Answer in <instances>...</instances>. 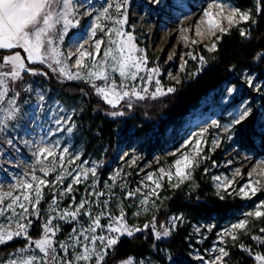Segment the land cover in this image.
Listing matches in <instances>:
<instances>
[{"label":"rangeland","instance_id":"374dc122","mask_svg":"<svg viewBox=\"0 0 264 264\" xmlns=\"http://www.w3.org/2000/svg\"><path fill=\"white\" fill-rule=\"evenodd\" d=\"M212 2L213 0H158V2L156 0H129L128 23L125 25V30L132 31L136 37L138 47L146 50L149 60L148 66H158L160 68V76L158 78L165 90L168 87L176 89L179 85L196 77L204 67L216 60L217 50L215 52L207 51V47L211 45L215 37L209 33L203 17L204 9ZM217 2L231 5L242 11H251L253 18L256 14V11L252 8L243 7L241 0H217ZM252 2L255 7L257 0H252ZM79 3L82 5L78 13L80 25L78 28L70 29L61 45L65 54L75 52L80 44H84L85 48L90 47L92 41L89 40L88 29L91 25L92 16L96 15L99 9L106 5L107 0H79ZM89 11L91 15L86 14ZM213 11H217V9L214 8ZM247 23L241 22L237 28L232 30L244 28ZM223 26L227 27L228 25L224 22ZM198 28L202 35H197ZM181 29H188V31L182 33ZM217 35H219V32H217ZM100 36L101 34L97 33V38ZM184 36L188 37L187 41L182 38ZM193 40L197 41V43H191ZM86 41L87 43H85ZM188 52H192L193 55L197 56V59H190L186 55ZM170 55L172 56L171 60H169ZM200 56L205 58L203 65L200 64ZM183 61H187V64L184 71H181L180 65ZM69 63L73 66L74 71V58ZM30 67H38L41 71H46L54 80L61 84L67 82L84 83L95 94L89 83L66 80L43 65H30ZM22 75L23 79L15 84L9 82L12 91L8 93L3 105H0V107L7 108V99L15 98V107L19 109L14 120L5 121L6 127L0 125V190L8 191L9 184L15 183L25 172H31V166L35 163L33 153L37 147L46 143L55 144L58 141L60 144L59 150L64 147L69 148V153L66 155H79L80 159L76 162V165L87 161L88 163L84 165L85 167H97L95 178L89 174L86 181L74 185L73 193L60 201L61 209L68 207L72 196H75L76 203H79L87 192H103L105 195L101 196L99 200L95 196L88 197L92 201L93 215H97L104 210L103 201L108 200V210L114 215H119L117 205L122 203L125 207L128 224L142 229L145 223L151 221L153 215L157 217L158 229L161 223L167 224L170 218L181 217V220L176 221V227L171 235L178 228L187 230L186 241L188 250L186 254L194 264H203L200 257H203L204 260H211L215 255H218V253L211 252L214 246L217 248L225 247L229 252V255L224 258L225 264H256L254 260L255 254L252 252V255H249V252L242 249L240 245L250 249L249 242L261 244L251 239L253 235L264 238V232L260 231L261 228H264V218L254 219L246 216L248 212L255 209V206L260 201L264 200V191L258 192L251 199L243 198L236 193L239 187L248 181L249 172L253 173L254 179L264 182V176L258 175L260 170L264 169V105L261 102L255 104L258 112L256 116V131L263 138V142H260L259 139L254 141L255 148L261 154H259V157H257L255 152L241 151L237 146L238 142L236 140V127L239 124H235L234 119L238 118L239 113L244 110L249 111L248 117H250L253 113V106L249 100L239 103L235 102L234 98L239 95L238 87L225 84L213 93L206 95L185 118L168 125V128L163 133L158 134L157 130H149L147 137L151 138L150 144L138 139L134 142V146L131 149H118L114 161L107 163L104 157L107 154L109 145L105 142H96L90 147L86 141V129L88 128H85L86 124L83 122V114L85 112L83 98L69 97L59 90L51 88L47 83L46 75L32 76L27 73ZM239 75L242 82H245L253 93H256L259 97L264 96V84L256 81L254 75L243 69L239 71ZM113 78L117 79L119 83L118 74H113ZM249 78L253 80V86L248 85L247 80ZM96 83L102 84L101 81ZM134 83H140V81ZM155 87V82L153 81L149 85V93L144 94L145 98L143 100L132 98L131 101L157 100L171 94L168 93L164 96L152 98L151 92L155 91ZM29 88L31 91L28 90ZM230 88L234 89L231 93L228 91ZM17 92L19 96H15ZM40 94L45 97L43 102L39 100ZM98 98L101 99L100 97ZM127 101L125 99L121 103L123 104L124 102L125 104ZM61 107L64 109L63 112L59 111ZM53 115L56 118L71 116V121L64 125L65 130L63 132L49 135V130L57 127L53 122ZM3 116V112H0V119H3ZM106 117L116 119L121 117V115H106ZM213 121L216 122L215 125ZM73 125V132L68 133L67 127ZM226 126H231V131L226 132ZM123 129V123H121L117 129L118 136H121ZM203 129H207V132L203 134L204 142L202 147L204 150L202 156L207 158L199 160V165L192 171V179L175 189L169 187L165 180L163 182L164 186L159 190V199L152 198L155 199L157 207L151 208L149 206L150 210L148 212H141L139 216H134L133 213L140 210L138 206L141 197L137 194V197L124 199L126 193L134 191L140 186L141 182L149 183L145 179L148 173H158V169L161 167L167 169L182 151L187 150L182 148L185 142L193 139ZM9 140L12 141L11 144H9ZM213 140L218 142V146L213 145ZM149 145L156 148L151 155H149ZM173 153L176 155H173ZM133 160H135V164L132 163ZM93 162H95V165ZM76 165L69 167H76ZM237 168L241 170L242 177H235L236 183L228 191H224L223 188L218 190L215 186L217 182L214 177L233 179ZM254 169L255 171H253ZM117 172L120 173V176L115 185H113L110 177ZM37 175H42V173L37 172ZM55 175L56 173H52L47 179L55 180ZM69 183H71V177L67 178L63 185L57 184L53 189H44V200L39 206L42 216L40 219L35 216L31 217L33 226L29 229V235L32 238L34 236L38 238L41 234V225L46 219V210L51 203L53 192L66 188ZM93 183H95V188L92 187ZM106 184L111 186V193L114 195L109 194L110 190L105 187ZM122 184L126 185V187L121 188L120 185ZM179 189L189 198L205 189L206 196H212L225 205L231 206V208L220 214H213L205 219H197L196 221H192L193 217L184 213L169 215L166 220L161 221V212L165 209L173 193ZM221 196L224 198L221 199ZM241 219H249L250 221L247 225V234L243 231H238V239L236 241H233L230 237H225L226 243L220 244L218 234L225 229H229L232 224L239 222ZM80 220L85 225L89 222L87 217L83 216ZM54 223L59 224L61 227V232L57 233L56 240H65L73 224H66L60 220H55ZM101 224L107 225L108 219L106 217L102 218ZM168 226L171 227L170 224ZM197 228H199V232H197ZM144 232L152 234L151 227L134 235ZM14 240H21L25 242V245L27 244L23 237H18ZM3 245H0V247ZM57 250L60 255H63L58 246ZM111 250L109 249L108 252ZM157 253L159 258H165L167 264H170L172 257L167 251L158 249ZM17 254L15 250L5 258L0 257V264L16 258ZM30 254H38V250L35 253H25V255ZM69 256H71V252H69ZM133 260L134 264H140L141 261H143V264H160L153 257H146L145 259L133 258Z\"/></svg>","mask_w":264,"mask_h":264},{"label":"snow or ice","instance_id":"6c2138e0","mask_svg":"<svg viewBox=\"0 0 264 264\" xmlns=\"http://www.w3.org/2000/svg\"><path fill=\"white\" fill-rule=\"evenodd\" d=\"M158 2V0H156ZM261 0H257L256 13H261ZM128 5L129 0H107L105 6H102L96 15L92 16L91 25L88 29L89 40L92 41L89 48L80 44L73 53L65 54L62 51L63 44L70 29L78 28L80 19L78 18L79 8L82 6L79 0H0V105L12 91L9 82L15 84L23 79L24 73L32 76L47 75L39 68L30 67V65H43L51 72L57 73L60 77L72 81H84L91 84L95 94L106 104L116 108L121 101L127 99L128 107L131 108V100H143L144 94L149 93V85L155 82V91L151 92L152 98L164 96L176 91L174 87H168L166 90L161 85L158 78L160 68L149 67V60L146 50L138 47L136 37L132 31H126L125 25L128 23ZM217 11H213V9ZM91 15V12H87ZM204 23L211 35L215 37L209 47L208 52L217 50V41L223 35L229 34L233 28H237L241 22L256 23L252 17L251 11H242L231 5L223 4L213 0L203 11ZM227 23V27L223 23ZM188 29H181V32H187ZM219 32V35H217ZM97 33L101 36L97 38ZM241 37H246L249 33L244 28H239ZM197 35H202L197 29ZM106 38V39H105ZM185 41L187 36L182 37ZM87 43V41L85 42ZM195 44L197 41L193 40ZM23 53V55H22ZM186 55L196 60L197 56L192 52ZM258 57L264 58V52L258 54ZM74 58V67L69 63ZM172 56H169V60ZM200 64L205 63L203 56L199 57ZM187 61H183L180 70L184 71ZM143 73V75H141ZM113 74H118L117 79ZM195 75V73H194ZM171 76V74H170ZM101 81L102 84H97ZM140 81V83H134ZM249 86H253V80H247ZM31 91V89H28ZM229 93L234 89H229ZM19 96V93H15ZM39 100L43 102L45 97L39 95ZM8 107H0L3 112V119H0V125L6 127L5 121L14 120L19 111L15 98L7 99ZM58 104V102H57ZM59 111L63 112L61 107ZM112 116L123 115V112H111ZM249 116V111L244 110L239 113L238 118L234 119L235 124H240ZM71 121V116L56 118L53 115V122L57 126L49 130V135L56 132H63L64 125ZM215 125L216 122L213 121ZM218 126V125H217ZM67 132L72 133L74 125L67 127ZM225 131H231V126H226ZM196 134L193 139L185 142L180 155L166 169L161 167L158 173H148L145 179L149 183L141 182L134 191H128L124 199L141 197L139 211L134 212V216H139L141 212H148L151 208H156L155 197L159 199V190L164 186L166 180L169 187L179 188L186 181L192 179V171L199 165L203 157V134ZM12 141L9 140V144ZM213 145L218 146V142L213 140ZM60 149L57 141L55 144L46 143L36 148L33 153L35 163L31 166V172H25L23 176L15 183L8 185L9 190H0V245L13 241L15 238L23 237L27 244L17 249V256L9 259L4 264H104L109 249H113L120 241L122 236L132 237L135 233L151 227L152 234L156 240L169 237L176 227V221L181 217H172L170 220L159 225L157 228V217L152 216L149 223H145L143 229L137 226H130L127 222L124 205L118 204L119 215H114L108 210L109 201H103L104 210L99 214L93 215L92 201L89 196H95L97 200L105 193L99 191L87 192L79 203H76L75 196H72L67 208H60V201L74 191V185L86 181L89 174L96 177L97 167H85L88 162L76 165L80 159L79 155L68 156L69 148ZM179 151V150H178ZM173 155H176L173 153ZM135 164V160L132 162ZM95 165V162H93ZM76 165V167H69ZM207 171V169H205ZM255 171V169L253 170ZM37 172L42 175H37ZM52 173H56L55 180H49ZM258 175L264 176V169H261ZM120 173L117 172L110 177L112 184L115 185ZM71 177V183L66 188L54 191L51 203L46 210V219L41 225V234L38 238H32L29 235V229L33 226L31 217L40 219L42 216L40 205L44 200V189H53L57 184L63 185L64 181ZM235 177H242L241 170L236 169L233 179L227 177H214L216 188L228 191L235 183ZM248 181L239 187L236 194L243 198L251 199L258 192L264 191V182L253 178V173H248ZM95 188V183L92 185ZM111 193V186L105 185ZM121 188L126 185H120ZM147 189V191H145ZM221 199L224 197L221 196ZM87 217L88 223L81 222V217ZM247 217L254 219L264 218V200L260 201L253 211L246 214ZM108 219L107 225L101 224V219ZM55 220L63 221L66 224H73L71 231L65 240L57 241V233L61 232L59 224ZM249 219H241L232 224L229 229H225L219 235V243L225 244V237H230L233 241L238 239L237 232L243 231L247 234V225ZM171 225V227L168 226ZM99 230V234H98ZM264 232V228L260 229ZM199 232V228H197ZM252 240L264 244V238L253 235ZM34 246V247H33ZM57 246L63 255H60ZM242 249L252 255L249 248L240 245ZM38 254L25 255L26 252ZM71 252V256H69ZM211 252L218 253L211 260L200 259L203 264H225V257L229 252L225 247H213ZM256 264H264V254L256 253L254 255ZM121 264H134L132 257H128ZM143 264V261L140 262Z\"/></svg>","mask_w":264,"mask_h":264},{"label":"trees","instance_id":"16d2710c","mask_svg":"<svg viewBox=\"0 0 264 264\" xmlns=\"http://www.w3.org/2000/svg\"><path fill=\"white\" fill-rule=\"evenodd\" d=\"M243 7L252 8L256 6L252 0H241ZM261 13L255 14V24L248 22L244 29L249 33L241 37L239 30H231L229 34L222 36L217 43L216 60L202 69L193 79L179 85L176 91L157 100L129 101L121 103L112 108L99 99L93 91L84 83L67 82L58 83L47 73V83L51 88L59 90L69 97H82L85 112L83 122L86 124V141L91 147L96 142H105L109 145L104 160L108 163L114 161L118 149H131L138 139L150 144L151 138L147 137L148 131L157 130L161 134L168 125L185 118L200 101L208 94L213 93L225 84L238 87L239 95L234 101L239 103L249 100L253 106V113L236 127L237 146L244 152H259L255 148L254 141H262L256 131V116L258 114L255 104L261 102L264 105V96L259 97L253 93L239 75L240 70H246L254 75L256 81L264 84V58L258 54L264 52V0L260 3ZM38 68V67H37ZM46 72V71H45ZM263 101V102H262ZM123 112L121 117L109 119L106 115L111 112ZM123 123L121 136L117 135L119 125ZM139 126V127H138ZM128 133V134H127ZM122 140V141H121ZM149 155L156 150L149 145ZM149 149V148H148ZM261 155V154H260ZM231 206L225 205L220 200L206 196L205 189L199 191L192 197H186L182 190H176L165 209L161 212V221L166 220L169 215L189 214L192 221L205 219L213 214L228 211ZM187 230L178 228L171 236L155 240L152 234L140 233L132 237H122L119 243L108 252L104 264H120L128 257L145 259L153 257L160 264H167L165 258H159L157 250L162 249L170 255V264H194L186 254L188 250ZM33 238H36L35 236ZM25 242L14 240L0 247V257L5 258L11 252L24 247ZM254 254H264V244L248 243Z\"/></svg>","mask_w":264,"mask_h":264}]
</instances>
